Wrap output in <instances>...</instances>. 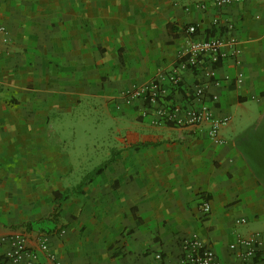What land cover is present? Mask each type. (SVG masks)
I'll use <instances>...</instances> for the list:
<instances>
[{
	"label": "crops",
	"instance_id": "0c3cea01",
	"mask_svg": "<svg viewBox=\"0 0 264 264\" xmlns=\"http://www.w3.org/2000/svg\"><path fill=\"white\" fill-rule=\"evenodd\" d=\"M212 1L0 0V236L37 250L44 235L61 264H180L192 236L223 264H264L228 248L264 242V0ZM190 24L199 39L231 25L237 40L208 89L217 101L203 99L229 118L221 145L206 125L157 124L160 106L124 97L178 68L169 103H199L200 73L179 68ZM77 125L93 148L74 141Z\"/></svg>",
	"mask_w": 264,
	"mask_h": 264
},
{
	"label": "built area",
	"instance_id": "2783aa9c",
	"mask_svg": "<svg viewBox=\"0 0 264 264\" xmlns=\"http://www.w3.org/2000/svg\"><path fill=\"white\" fill-rule=\"evenodd\" d=\"M248 0H213L215 7L220 8L231 4H239ZM204 8V5H198ZM219 24L217 18L212 19V26L217 27ZM232 29L228 25L223 34H218L211 37L199 39L197 38V28L195 25H188L186 33L189 36L188 43L182 51L183 59L179 64V68L189 69L200 73V79L193 88V97L199 101L197 105L188 107L171 105L169 103V95L172 90L177 91L181 86V74L178 68L171 70L166 74H159L158 78L152 81L149 85L139 87L132 91H127L125 98L132 97L141 99L149 105H158L156 113L158 118L155 121L157 124H172L177 127L189 126H207V134L209 139L216 145H221L223 139L219 136V129L229 120L228 117L216 116L213 113L212 106L203 101L208 98L209 102L215 103L218 99L216 93H209L210 86L219 87L222 79L216 76V67L225 58L233 57L237 59L239 50L236 47V38L229 34ZM0 33L5 34L4 27L0 26ZM6 41V39H3ZM231 48L230 52L225 50V47ZM225 80H228L225 77ZM242 81L241 75L235 77V82ZM201 211L207 214L210 211L208 201L201 205ZM245 219H237V224H242ZM26 237L20 233H13L6 236H0V248L5 247L2 256L12 264H42L38 259V251L43 253L48 264H61L55 254L48 247L46 236L39 238L37 250L27 247ZM229 250L234 252L241 260L258 259L264 260V242L260 236L256 235L250 238L240 237L234 243L229 244ZM155 259L158 264L161 263V254L157 253ZM180 264H223L216 253L210 247L205 246L201 240L192 236L181 240V258Z\"/></svg>",
	"mask_w": 264,
	"mask_h": 264
},
{
	"label": "rangeland",
	"instance_id": "374dc122",
	"mask_svg": "<svg viewBox=\"0 0 264 264\" xmlns=\"http://www.w3.org/2000/svg\"><path fill=\"white\" fill-rule=\"evenodd\" d=\"M106 120H107L106 124L108 126V130L109 129L115 130L116 129V126H117L116 123L112 122V120H110L108 118H106ZM88 128H90V130L92 131V128L91 127H88ZM75 130H76V134H74V141L75 142H78V143L79 142L88 143L89 146L97 143L93 139V137H94L93 134H91V135H82V134H80V132H79L80 131V127L78 125L76 126ZM112 136H114V135H111V137ZM70 141H72V134H66L65 135V139H64L63 142H70ZM91 148H93V147L91 146Z\"/></svg>",
	"mask_w": 264,
	"mask_h": 264
},
{
	"label": "trees",
	"instance_id": "16d2710c",
	"mask_svg": "<svg viewBox=\"0 0 264 264\" xmlns=\"http://www.w3.org/2000/svg\"><path fill=\"white\" fill-rule=\"evenodd\" d=\"M103 168H104V165H101V166L97 167V168L94 170V173H98V172H100ZM263 263H264V260H263Z\"/></svg>",
	"mask_w": 264,
	"mask_h": 264
}]
</instances>
